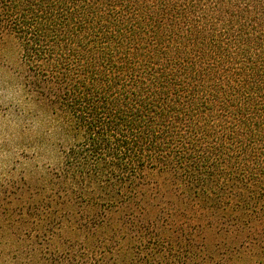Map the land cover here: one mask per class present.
<instances>
[{
  "label": "trees",
  "instance_id": "1",
  "mask_svg": "<svg viewBox=\"0 0 264 264\" xmlns=\"http://www.w3.org/2000/svg\"><path fill=\"white\" fill-rule=\"evenodd\" d=\"M4 33L20 133L58 136L0 189L46 245L29 264H264V0H0Z\"/></svg>",
  "mask_w": 264,
  "mask_h": 264
},
{
  "label": "rangeland",
  "instance_id": "2",
  "mask_svg": "<svg viewBox=\"0 0 264 264\" xmlns=\"http://www.w3.org/2000/svg\"><path fill=\"white\" fill-rule=\"evenodd\" d=\"M25 67L21 58V49L18 40L7 33L0 36V189L3 190L9 182L17 184L19 178H33V181L42 180L47 174L49 153L53 148L50 144L57 141L45 136L43 129L35 123L32 131L21 134V125H29V122L37 120L34 117L35 110L29 107L25 101L23 87L25 82ZM21 107L28 113L23 119L19 118ZM44 134V135H41ZM44 139V152L33 156L20 154V142L26 143L38 139ZM22 155V156H20ZM22 157V158H21ZM19 161V162H16ZM48 178V177H47ZM5 186V187H4ZM4 187V188H2ZM11 199V198H10ZM2 206L0 202V264H29L37 259L39 253L46 252L43 242L37 244L33 237L23 235L22 229H18L17 219L14 218V206ZM27 225L23 230H27ZM57 234V233H55ZM60 239L55 238L56 245H62L65 240L74 238L75 234L63 228L58 233ZM23 240V241H22ZM41 240V239H40ZM258 258V257H257ZM254 259V260H253ZM255 258L248 253L238 254L231 258L230 264H254Z\"/></svg>",
  "mask_w": 264,
  "mask_h": 264
}]
</instances>
